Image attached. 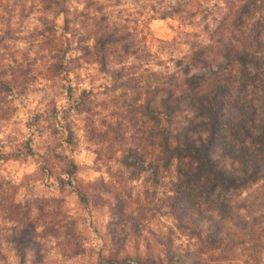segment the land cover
I'll list each match as a JSON object with an SVG mask.
<instances>
[{
	"label": "clouds",
	"instance_id": "9594fccd",
	"mask_svg": "<svg viewBox=\"0 0 264 264\" xmlns=\"http://www.w3.org/2000/svg\"><path fill=\"white\" fill-rule=\"evenodd\" d=\"M0 264H264V0H0Z\"/></svg>",
	"mask_w": 264,
	"mask_h": 264
}]
</instances>
